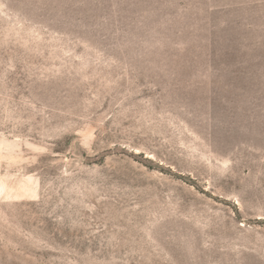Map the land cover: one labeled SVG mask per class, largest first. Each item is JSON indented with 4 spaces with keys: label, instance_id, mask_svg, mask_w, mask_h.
I'll return each instance as SVG.
<instances>
[{
    "label": "rangeland",
    "instance_id": "rangeland-1",
    "mask_svg": "<svg viewBox=\"0 0 264 264\" xmlns=\"http://www.w3.org/2000/svg\"><path fill=\"white\" fill-rule=\"evenodd\" d=\"M0 264H264V0H0Z\"/></svg>",
    "mask_w": 264,
    "mask_h": 264
}]
</instances>
